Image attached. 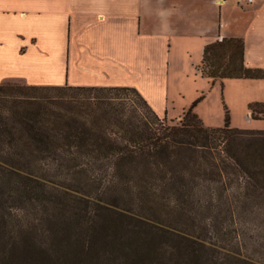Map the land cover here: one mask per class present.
Listing matches in <instances>:
<instances>
[{"label":"trees","instance_id":"1","mask_svg":"<svg viewBox=\"0 0 264 264\" xmlns=\"http://www.w3.org/2000/svg\"><path fill=\"white\" fill-rule=\"evenodd\" d=\"M243 52L240 38L207 45L202 76L264 80ZM64 88L91 95L81 116L44 96ZM200 100L167 123L134 88L1 84L0 264H254L214 235L238 247L225 225L264 216V130L227 111L207 127ZM247 110L264 121V102Z\"/></svg>","mask_w":264,"mask_h":264},{"label":"crops","instance_id":"2","mask_svg":"<svg viewBox=\"0 0 264 264\" xmlns=\"http://www.w3.org/2000/svg\"><path fill=\"white\" fill-rule=\"evenodd\" d=\"M227 3L0 0V85L134 88L158 117L176 123L192 104L173 83L185 68L183 55L199 56V82L227 88L232 81H248L250 95L264 91V80L211 82L201 74L204 48L224 38L242 39L244 66L264 69V0L242 7ZM246 102H264V93ZM249 128L264 130V124Z\"/></svg>","mask_w":264,"mask_h":264},{"label":"rangeland","instance_id":"3","mask_svg":"<svg viewBox=\"0 0 264 264\" xmlns=\"http://www.w3.org/2000/svg\"><path fill=\"white\" fill-rule=\"evenodd\" d=\"M231 3V0H228ZM227 3V4H228ZM229 17L232 21H235V15L231 12ZM185 62V68L181 71H177L173 76V83L177 92L182 93V96L190 99L192 103L201 97V100L196 104L195 111L203 115L205 125L211 128H220L224 123V115L227 111L229 116V123L232 127L250 129L249 127L262 125V122H253L247 114V101L254 97L258 99L263 95L264 91H254L250 95L246 90V84H251L248 81H232L228 83L227 88H221L219 84L211 85L204 82H199L195 77L199 74L197 69L199 56L196 53L190 56L183 55ZM192 64V66H191ZM242 82V83H238ZM239 84L235 86L234 84ZM197 92L195 97L194 92ZM43 93V92H41ZM193 96L191 97V95ZM44 96L49 99L64 101L67 103V110L71 108L73 114H78L83 110L82 108L88 103V95L85 91L62 89L60 91L45 92ZM180 99V98H179ZM127 101V100H126ZM185 101V99H184ZM128 102V101H127ZM248 103V104H247ZM81 114H78V117ZM201 118V117H200ZM167 121V120H166ZM167 123H170L167 121ZM233 224L236 227L233 229L228 225H225L227 233H231L233 230L240 236V245L228 246L224 241H221V236H215V247L220 249L223 253H226L237 258L248 260L254 264H264V216H234ZM213 218V217H212ZM209 216V219H212ZM229 222V220H225ZM223 240V239H222ZM224 256V254H223Z\"/></svg>","mask_w":264,"mask_h":264},{"label":"built area","instance_id":"4","mask_svg":"<svg viewBox=\"0 0 264 264\" xmlns=\"http://www.w3.org/2000/svg\"><path fill=\"white\" fill-rule=\"evenodd\" d=\"M255 0H235V4L239 7L252 5ZM222 2V1H219Z\"/></svg>","mask_w":264,"mask_h":264}]
</instances>
